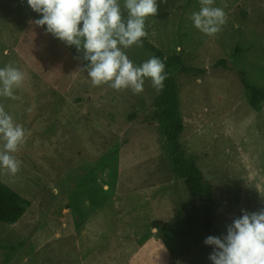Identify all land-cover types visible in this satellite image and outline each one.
Returning <instances> with one entry per match:
<instances>
[{
  "label": "rangeland",
  "instance_id": "obj_1",
  "mask_svg": "<svg viewBox=\"0 0 264 264\" xmlns=\"http://www.w3.org/2000/svg\"><path fill=\"white\" fill-rule=\"evenodd\" d=\"M157 5L145 20L148 41L205 69L172 74L181 87L180 142L213 186L223 237L242 209H264V100L251 107L241 82L264 90V0H214L227 17L214 36L190 19L199 0ZM39 18L27 0H0V68L25 74L15 98L0 104L26 130L13 153L19 171L0 170V180L30 202L15 224L0 222V264H212L158 126L144 121L160 92L151 78L139 94L94 86L83 50L32 23ZM123 51L134 66L153 57L141 45Z\"/></svg>",
  "mask_w": 264,
  "mask_h": 264
},
{
  "label": "clouds",
  "instance_id": "obj_2",
  "mask_svg": "<svg viewBox=\"0 0 264 264\" xmlns=\"http://www.w3.org/2000/svg\"><path fill=\"white\" fill-rule=\"evenodd\" d=\"M200 10L190 19L200 32L214 36L226 23L223 8L213 7L214 0H199ZM29 7L41 18L37 27L64 42L83 50L89 63L85 70L94 86L110 82L115 90L131 88L133 94L143 91L145 78H151L157 92L164 87L165 65L153 56L140 66H134L123 49L134 44L142 46L147 35L145 20L158 11L157 0H27ZM127 13L126 17L124 13ZM82 22V27L80 26ZM25 79L18 68H0V97L15 98L14 90ZM26 130L14 122L0 104V170L15 175L21 161L13 153L24 142ZM242 215L227 226L223 237L208 236L204 241L213 247L209 255L212 264H264V209Z\"/></svg>",
  "mask_w": 264,
  "mask_h": 264
},
{
  "label": "trees",
  "instance_id": "obj_3",
  "mask_svg": "<svg viewBox=\"0 0 264 264\" xmlns=\"http://www.w3.org/2000/svg\"><path fill=\"white\" fill-rule=\"evenodd\" d=\"M142 47L153 56L158 57L165 65L164 87L156 95L150 105L146 122L156 123L161 136V148L166 153V159L171 173L182 180L185 191L190 199V210L198 217L201 229L206 236H217L213 224L215 213L214 189L212 184L204 179L201 169L196 161L185 156L184 148L180 142L184 123L181 118L180 94L181 87L177 75L183 77H197L205 73V69L194 67L192 64L184 63L178 55H164L163 51L142 37ZM222 61L217 65H222ZM172 69L177 75L172 74ZM243 87L249 92L250 106L256 108L264 100V90L250 86L241 79ZM30 202L22 198L18 193L0 180V222L13 225L27 211ZM211 252L213 247L209 245Z\"/></svg>",
  "mask_w": 264,
  "mask_h": 264
}]
</instances>
